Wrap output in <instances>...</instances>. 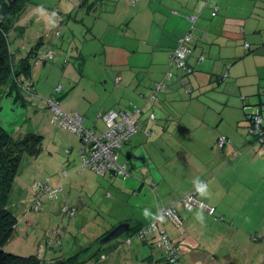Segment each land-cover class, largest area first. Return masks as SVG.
Instances as JSON below:
<instances>
[{"label":"crops","instance_id":"0c3cea01","mask_svg":"<svg viewBox=\"0 0 264 264\" xmlns=\"http://www.w3.org/2000/svg\"><path fill=\"white\" fill-rule=\"evenodd\" d=\"M78 1L65 0L63 3L67 8H74L80 5L77 4ZM29 4L37 5L30 7ZM45 4L51 3L47 1L27 3L26 9L16 21L18 26L24 28V34L17 38V41L23 39L33 26L37 29L43 25L44 12L39 13L37 6L42 5L43 9L49 10L51 14L55 12V16H51L55 21L56 17H60L56 11L58 9ZM133 9H135L133 13H130L132 15L123 17V20L127 22L126 38L130 42L131 39L146 40L153 54L152 72L157 74L143 82L142 79L136 78L130 68H123L126 64H130L129 59L138 49L109 47V50H104L107 65L117 73L114 77V86L110 88L106 99L103 102L94 100L91 105H85L83 108L76 104L63 108L66 112H78L83 116V121L87 116L91 118L89 126L96 132H101L98 126L104 129V121L99 114L109 110L141 109L139 129L123 144L118 154V161L125 164L128 175L108 172L103 177L109 180L117 178L120 181L118 187L123 194L130 191L136 197L142 193L143 189L147 192L151 191L154 194V203L152 206L151 199H148L149 206L134 205L132 217L121 219L118 223L128 222L131 226H141L155 218L156 204L173 206L180 216V223L165 220L159 224V227L164 229L171 239L178 242L182 264H262L264 260V148L260 147L262 145L248 134L247 114L259 113L264 125V105L259 95L256 106L252 105L254 101L246 100L238 84L245 83L248 75L246 72L233 71L240 61L250 57L255 60L254 71L258 67L264 69V0H141L137 6L134 5ZM186 15H197L193 27L186 19ZM132 21H134L133 27ZM188 31L192 32L193 38L190 40L186 63L192 68V72L185 74L175 70L170 83L168 82L157 92V100H149L145 103L142 95H147L155 86L160 77L158 73L164 70L165 63L168 62L172 50L177 45V40ZM139 34L146 36V39L137 38ZM43 47L46 46L43 44ZM29 48H22L20 51H27ZM200 56L203 58L200 59ZM230 61L233 62L229 66ZM221 65L228 66L225 71L226 76L229 74L237 76L235 83L239 88V99L242 103L240 109L246 122L245 131L248 137L236 138V134L232 133L233 140H231L229 134L193 130L188 125L181 129H179L181 125H177L165 131L161 120L171 117L169 109L165 106L167 103L170 105V102L176 104V92L184 88L185 96L190 97L192 89L185 88L186 84L197 87V83L201 81L200 74L208 77L210 82L215 77L219 80V84L221 75L213 76L212 72L219 70ZM223 76L222 78L225 77ZM255 76L258 78L257 73ZM121 82L123 84H120ZM134 84L139 85L132 88ZM258 87L257 83L255 92H258ZM176 89L180 90L176 91ZM20 91L25 96L27 104L34 106L37 105L34 104L33 97H36L38 102L45 101L47 107V99L53 94L52 91L50 96L47 95L49 97L44 99L38 96L35 88L30 94L25 83L20 86ZM57 100L60 105V98ZM248 109L250 111H246ZM151 113L154 119L149 118ZM186 120L189 121V118ZM59 126L62 127V125ZM63 129H65L64 126ZM221 136L226 138V143L218 148L216 141ZM54 139L57 140L55 141L57 144L53 141V149H46L45 156H43L42 148L38 156L25 155L22 158L26 160L27 167L22 170L20 168L7 203L17 219V226L23 221L26 225L31 224L30 203L35 193L36 181L44 182L48 177V183L52 188L60 186V191L57 193L63 192L62 201L74 198L71 197V188L76 185V182L71 178L73 176L71 172H82L78 171L79 162L77 161L80 160L70 156V148L65 149L63 154L56 151L58 144L65 143L60 132H55ZM168 141L171 142V147L176 149V156H182L183 159L181 162L164 160L155 165L156 171L153 173L150 167L153 162L150 155H153L151 149L155 148V151L159 152L161 149L169 148ZM214 146L221 153L216 154ZM36 161H38L36 164L38 170L46 168L51 172L50 175L47 173L44 179H36L38 172H35L33 177L30 172L26 174ZM252 163L257 165L253 166ZM56 168H60L59 173H54L53 170ZM62 170H70V172L61 176ZM197 179L207 182L206 194L199 193L198 197L213 206L212 215L198 208L190 212L186 211L179 203L182 197L193 190ZM65 182L70 189L64 191ZM82 185L86 186L88 182L84 180ZM157 188L160 192L159 196L155 193ZM57 193H51L48 196ZM71 200V204L67 205L76 209L82 202L80 197ZM198 214H202L203 223L196 218ZM93 230V236L96 238L108 228L103 225ZM127 236L130 234L125 235V238ZM156 238L151 236L146 242L133 239L130 246L137 254L144 256L152 254L149 264H165L160 258L162 252L156 246ZM116 246L113 245L114 248L118 247ZM139 262L142 264L141 261Z\"/></svg>","mask_w":264,"mask_h":264},{"label":"rangeland","instance_id":"374dc122","mask_svg":"<svg viewBox=\"0 0 264 264\" xmlns=\"http://www.w3.org/2000/svg\"><path fill=\"white\" fill-rule=\"evenodd\" d=\"M33 1H47L51 4L45 5L58 9L56 11L60 17H56V26L52 27L48 23L49 18L52 19L51 13L44 8V22L40 28L35 29L33 26L23 39L15 42L13 33L10 32L9 39L20 49L29 48L30 45L40 42L41 51L48 50L54 53L51 59H46L43 62L36 60L33 62V70H31L33 78L31 77L30 81L39 97L46 99L53 91L55 98H60L59 107L63 111L67 106L71 107L75 104L83 108L85 105H91L94 100L103 102L110 93V88L112 89L114 86V77L117 73L116 70L114 71L113 68L107 65L104 50H109V47H117V49L133 47L138 49L135 50V55L129 59L130 64H126L123 68H130L136 78L142 79L143 82L148 77L157 74L152 72L151 60L153 54L146 40L131 39L130 42L125 35L127 33V22L123 20V17L132 15L130 13L135 10L133 9L134 5L137 6L141 0H79L77 4L80 5H76L74 8L65 7L63 3L65 0ZM90 4L96 5L91 6ZM26 5L23 4L21 13L26 9ZM29 5L32 7L37 4ZM36 9L39 13L41 12L38 7ZM131 25L134 26V21L131 22ZM139 37L146 39V36L141 34L137 38ZM13 43L12 48L14 47ZM43 44L46 47H43ZM24 52L25 50H22V53ZM232 62L228 63L229 66ZM168 64L169 60L165 63L164 70L158 73L160 77L157 82L164 78ZM254 65L255 60L250 57L240 61L233 72H246L248 75L245 83L238 84L241 86V91L246 100L254 101L255 103H252V105L256 106L257 96L259 95L264 105V69L258 67L254 71ZM227 67L221 65L219 70L212 72L214 73L212 75H224ZM174 72H176L175 69H171V80ZM255 73H257L258 78ZM200 76L201 81L197 83V87L186 84L185 88L192 89L190 97L185 96L184 88H181V91L176 89L178 91L175 94L177 97L176 104L170 102V105L167 103L165 106L169 109L171 117L161 120L164 130L173 129L177 125H181V127L178 126L181 129L188 125L193 130L229 134L231 140H233L232 133L236 134V138L248 137L245 131L246 122L240 109L242 103L239 99V88L235 83L237 82V76L229 74L222 78L219 84V80L215 77L210 82L204 74H200ZM164 82L166 83L164 87L168 82L170 83L165 78ZM255 83L259 85L258 92L254 91L256 88ZM120 84H123V82ZM25 85L28 86V84ZM137 85L139 84L132 85V88H136ZM57 86H60L61 91L55 90ZM1 94L0 92V123L9 133L13 136H21L27 132L41 134L43 136L42 151L44 152L43 156H45L46 149L52 150L53 141L57 142L54 139L55 132H60L65 143L58 144L56 151L63 154L65 149L70 148V156L80 160L78 150L82 143L78 134L66 127L63 129V126L57 125L55 114L49 106L46 107L45 101L43 103L42 101L38 102L36 97H33L32 100L37 106L28 104L23 106ZM244 103L246 104V101ZM252 105H250L251 108ZM245 107L249 108L248 106ZM246 111H250V109ZM187 118H189V121L186 120ZM83 125L90 128L91 118L87 116L83 121ZM66 129L69 133L65 131ZM98 129L99 131L104 130L101 126H98ZM168 144L169 148L161 149L159 152H156L155 148L151 149L153 155H150L153 162L149 166L152 168L153 173L156 171L155 165L164 160L182 161L183 157L176 156V149L171 147L170 141H168ZM260 147L264 148L263 146ZM214 151L216 154L221 153L216 147ZM37 163L38 161L28 169L29 171L26 170V174L30 172L31 177H33L34 173L38 172L35 176L36 179H44L47 173L50 175L51 172L46 168L38 170ZM26 165V160L22 159L21 170L27 167ZM252 165L257 164L252 163ZM53 171L59 173L60 168ZM66 171L65 175L70 172V170ZM71 174H73L71 178L76 182V185L71 188V197H80L82 200L77 206L75 216L67 217L60 211L62 202L71 204V199L74 198L62 201L61 195L63 192L42 197L40 209L38 211L30 209L31 224L26 225L23 221L15 228L12 236L4 245L5 251L19 255L35 254L38 251V246L43 245V264H53V259L56 257H67L85 246H90L91 250L82 254L86 258L97 248L100 240H96L97 237L93 236V228H101L104 225L110 229L119 220L132 217L134 205L149 206L148 199H151L153 206L154 194L151 191L147 192L143 189L141 194L134 197L130 191L124 194L120 192V187H118L120 181L117 178L109 180L102 175H96L86 170L81 173L74 171ZM61 176H63L62 173ZM84 180L88 182V185H82ZM68 188L70 189L65 182L63 190H68ZM155 193L159 196L158 188ZM208 219L210 220V218ZM54 229L57 230V236L61 240V248L59 249L53 248L52 244L47 246L45 244L49 232ZM125 235L122 234L100 245L102 253L100 257L89 259L83 264H139V261L142 264H149L143 259L144 255L137 254L129 243L124 242ZM113 245L118 247L114 248Z\"/></svg>","mask_w":264,"mask_h":264},{"label":"built area","instance_id":"2783aa9c","mask_svg":"<svg viewBox=\"0 0 264 264\" xmlns=\"http://www.w3.org/2000/svg\"><path fill=\"white\" fill-rule=\"evenodd\" d=\"M187 20L190 21L192 27L197 19V15H186ZM193 38L191 31L186 32L177 40V45L170 54V65L187 72H191L192 68L187 66L186 58L189 53L190 40ZM247 45V44H246ZM54 53L39 50L35 58L36 61H43L53 58ZM202 59V56L200 57ZM34 60V61H35ZM170 73L167 72L165 77L169 78ZM118 80V78H117ZM164 86L162 81L155 84L150 94L145 97V100L156 98V93ZM55 90H60V86H57ZM47 106H49L57 118L58 125H62L69 130L78 134L81 140V147L78 150L80 157L78 171L81 172L85 169L95 172L97 175H105L108 172L126 176L128 172L126 166L118 161V154L120 148L125 144L130 136L135 133L140 124L141 109L135 108L133 110H109L99 116L104 121V130L96 132L94 129L87 128L83 125V116L77 112H66L60 109L59 103L50 96L47 99ZM149 118L154 119V115L151 113ZM249 124L247 127L248 134L256 138L257 142L264 147V127L263 118L259 113H252L248 117ZM226 143V138L221 136L217 139L216 145L221 148ZM66 170H62V174L65 176ZM48 177L44 182L36 181L34 184L35 193L30 203V208L38 211L41 205V198L48 196L51 193H57L60 191V186L52 188L48 183ZM207 187L206 181H201ZM200 185L196 183L193 190L182 197L179 203L186 211H192L196 208L205 210L208 214L212 215L214 208L207 204L198 197L200 193L198 188ZM60 211L67 217L75 215L76 208L62 203L60 205ZM155 218L150 222L142 225L134 234L126 238V243L131 244L133 239L144 240L156 236V246L165 255L166 264H182L180 246L177 241L171 239L164 229L159 227V224L165 220L175 221L180 223V216L173 206H164L156 204ZM57 230H51L46 238V246L53 244L60 245V238L57 236ZM38 255L42 256L44 252V246H38Z\"/></svg>","mask_w":264,"mask_h":264},{"label":"trees","instance_id":"16d2710c","mask_svg":"<svg viewBox=\"0 0 264 264\" xmlns=\"http://www.w3.org/2000/svg\"><path fill=\"white\" fill-rule=\"evenodd\" d=\"M30 2H33V0H15L10 6H8L5 0H0V92L6 96H10L13 99V102L23 106L26 105L27 102L25 96L22 95L20 91V86L26 82L25 84H28L27 90L29 93L31 94L34 92V87L30 81L31 70L33 62L41 47L40 42H37L33 44L27 51L22 53L19 46L14 45V43L9 39V34L10 32L13 33L14 42L17 41V38L24 34V28L22 26H18L16 21L20 16L19 13H21L23 9V4ZM12 43L14 46L13 48ZM171 69L179 70L185 74L190 73L171 66L169 59L168 70L166 73L169 72L170 76L169 78H166V73L164 75V78L168 79L169 81L171 80ZM164 78L161 81L165 85L166 83L164 82ZM220 79H222V76ZM150 92L147 95H142L143 99L147 97ZM51 96L57 100V98H55V93L51 94ZM149 100L151 99H144V101H146L145 103H147ZM249 115L250 114H247V119ZM254 139L256 140L255 137ZM42 143L43 136L41 134L27 132L21 136H13L0 123V264H43L44 262L43 254L42 256H39L38 252L35 254L19 255L4 250V245L10 239L17 226V219L7 206L10 191L15 178L19 174L20 164L23 156H38L42 150ZM114 226L115 225H113V227ZM141 226L130 225L129 231L125 234L132 235ZM110 229L101 233L96 238V240L102 238L110 231ZM147 239L141 241L146 242ZM53 247L58 249L61 248V240L59 246L53 245ZM100 247L101 246L98 244L97 248L92 252V254L84 258L82 254L91 250L90 246H85L70 256L56 257L53 259V264H83L89 259L99 258L102 254ZM151 256L152 254L145 255L143 259L149 262ZM160 258L165 262V255L163 253Z\"/></svg>","mask_w":264,"mask_h":264},{"label":"water","instance_id":"95a60500","mask_svg":"<svg viewBox=\"0 0 264 264\" xmlns=\"http://www.w3.org/2000/svg\"><path fill=\"white\" fill-rule=\"evenodd\" d=\"M14 1L15 0H5V2L7 3L8 6H10ZM193 26H194V24H193ZM224 76H226V73L224 74ZM154 100H157V96ZM129 228H130V225L128 222H120V223L116 224L113 228L110 229V231L107 234H105L102 238H100V240L98 241V244L102 245V244L106 243L107 241H110L114 238L119 237L122 234H125L126 232L129 231ZM262 264H264V260H263Z\"/></svg>","mask_w":264,"mask_h":264},{"label":"clouds","instance_id":"9594fccd","mask_svg":"<svg viewBox=\"0 0 264 264\" xmlns=\"http://www.w3.org/2000/svg\"><path fill=\"white\" fill-rule=\"evenodd\" d=\"M37 7H38V10H39V11H41V12L44 11L42 5H39V6H37ZM51 16H55V12H53V13L51 14ZM48 23H49L52 27H55L57 21H55V20L49 18ZM195 183H197L198 185H200V187L198 188V191H199L202 195H205V194H206V185H204L203 182L199 181V179H197V181H196ZM196 218H197L201 223H203V216H202V214H198Z\"/></svg>","mask_w":264,"mask_h":264}]
</instances>
